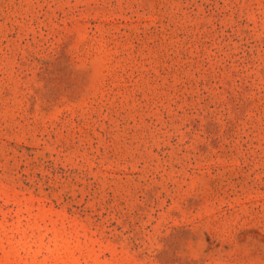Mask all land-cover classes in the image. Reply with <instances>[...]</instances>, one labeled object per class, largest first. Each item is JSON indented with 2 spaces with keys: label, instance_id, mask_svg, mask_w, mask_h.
I'll return each mask as SVG.
<instances>
[{
  "label": "rangeland",
  "instance_id": "obj_1",
  "mask_svg": "<svg viewBox=\"0 0 264 264\" xmlns=\"http://www.w3.org/2000/svg\"><path fill=\"white\" fill-rule=\"evenodd\" d=\"M0 264H264V0H0Z\"/></svg>",
  "mask_w": 264,
  "mask_h": 264
}]
</instances>
